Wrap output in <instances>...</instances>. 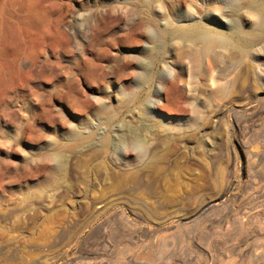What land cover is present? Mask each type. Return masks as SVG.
<instances>
[{"label":"rangeland","instance_id":"obj_1","mask_svg":"<svg viewBox=\"0 0 264 264\" xmlns=\"http://www.w3.org/2000/svg\"><path fill=\"white\" fill-rule=\"evenodd\" d=\"M211 1L0 0V264H264V0Z\"/></svg>","mask_w":264,"mask_h":264},{"label":"bare ground","instance_id":"obj_2","mask_svg":"<svg viewBox=\"0 0 264 264\" xmlns=\"http://www.w3.org/2000/svg\"><path fill=\"white\" fill-rule=\"evenodd\" d=\"M217 3V0L211 1L212 5H216ZM216 11H218L217 13H219V15L222 17L221 20L226 19L228 23L234 22V28L236 29L234 35L238 37V40H242L244 42L248 41L250 45L254 44L255 46L258 45L259 42L264 40V4L250 6L246 14L244 12V14H237L238 16H243L245 20L251 19L253 21L254 27L251 30H246V28H244L242 23L239 21L240 19H234V21L232 19H229L226 15L227 13H225L223 9H216ZM207 12H209L208 14H206V16L208 17L211 12ZM204 16L205 15H199L193 8V10L189 13V15L185 16V18L192 21L195 19H202ZM163 31L166 34H169L175 40V43H185V45L189 48L187 52H189L192 57L194 55L195 57L198 56L200 58L201 56H208L212 53L214 56L218 57L223 52L229 50H238L240 51V53H243V51H245V48L234 44L232 40L228 39L223 33L205 25L201 21H195V23L191 25H179L177 27H173L170 30L164 29ZM260 49H263V47L259 49L257 48V51L264 57V49ZM256 54V56L259 55L258 53ZM212 81L213 79L211 80V82ZM228 86V83L224 79H217L215 82V93L225 94L227 92ZM159 93L160 89L158 88L156 90V95H159Z\"/></svg>","mask_w":264,"mask_h":264}]
</instances>
